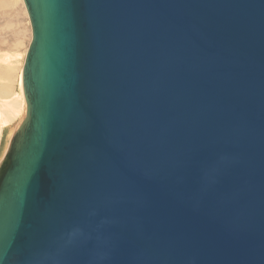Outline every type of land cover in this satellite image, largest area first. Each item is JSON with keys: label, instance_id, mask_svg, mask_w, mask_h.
<instances>
[{"label": "water", "instance_id": "1", "mask_svg": "<svg viewBox=\"0 0 264 264\" xmlns=\"http://www.w3.org/2000/svg\"><path fill=\"white\" fill-rule=\"evenodd\" d=\"M22 2L0 264H264V0Z\"/></svg>", "mask_w": 264, "mask_h": 264}, {"label": "rangeland", "instance_id": "2", "mask_svg": "<svg viewBox=\"0 0 264 264\" xmlns=\"http://www.w3.org/2000/svg\"><path fill=\"white\" fill-rule=\"evenodd\" d=\"M30 38V25L22 0H0V108L14 102L15 98L20 100L16 102L17 105L20 103V115L17 109L13 120L10 118L11 120L6 121L0 110V171L6 160L9 139L24 117L25 104L23 97H20L18 74L23 66Z\"/></svg>", "mask_w": 264, "mask_h": 264}, {"label": "bare ground", "instance_id": "3", "mask_svg": "<svg viewBox=\"0 0 264 264\" xmlns=\"http://www.w3.org/2000/svg\"><path fill=\"white\" fill-rule=\"evenodd\" d=\"M24 5V4H23ZM26 11V10H25ZM27 14V13H26ZM27 17H28V15H27ZM19 75V86H20V97H21V99H22V97H23V100L22 101H24V104H25V112H26V102H25V98H24V93H23V86H22V68H21V70H20V74H18ZM17 97H19V95L17 96ZM16 100L13 102H10V103H8V104H6V105H4V106H2L1 108H0V110H1V112L3 113V116H4V119L6 120V121H8V120H11L12 118H13V114H15L16 112H17V109H18V114L20 115V112H19V107H18V105L20 104L19 102V104L17 105V101H20L18 98H15ZM2 103H4V102H2ZM1 106V105H0ZM23 110V109H22ZM25 112H24V116H25ZM12 116V117H11ZM14 117H16V116H14ZM11 118V119H10ZM20 118V117H19ZM24 118V117H23ZM23 118L21 119V122H22V120H23ZM15 119V118H14ZM13 120V119H12ZM1 121V120H0ZM4 121V120H3ZM11 122V121H10ZM20 122V123H21ZM1 123V122H0ZM20 123H19V125L17 126V128L14 130V132H13V134L11 135V137H10V139H9V143H8V147H9V145H10V142H11V140H12V137H13V135H14V133L16 132V130L18 129V127L20 126ZM6 124V123H5ZM8 147H7V149H6V155H7V150H8ZM5 162H6V160L3 162V164L5 165ZM4 168V167H3Z\"/></svg>", "mask_w": 264, "mask_h": 264}]
</instances>
